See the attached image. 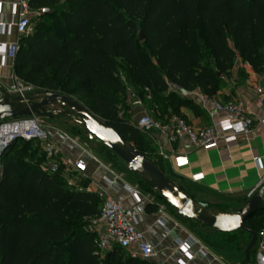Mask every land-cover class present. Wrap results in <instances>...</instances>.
I'll return each mask as SVG.
<instances>
[{
  "label": "trees",
  "instance_id": "16d2710c",
  "mask_svg": "<svg viewBox=\"0 0 264 264\" xmlns=\"http://www.w3.org/2000/svg\"><path fill=\"white\" fill-rule=\"evenodd\" d=\"M29 8L36 15L30 32L18 39L17 77L87 101L85 106L168 178L162 157L142 149L149 147L145 135L131 123L129 109L118 115L111 94L125 102L128 84L140 90L153 119L164 122L177 115L189 126L179 110L189 103L170 86L212 98L238 56L263 71L264 0H29ZM43 9L51 12L43 14ZM191 107L210 124L205 111ZM19 142L0 155V264H154L118 246L98 253L89 229L100 213L97 195L68 187L62 164L52 173L42 170L40 145L33 149V142ZM138 188L154 197L147 210L170 207L139 179ZM207 208L227 212L220 205ZM245 224L258 235L264 208ZM254 254L255 248L252 264Z\"/></svg>",
  "mask_w": 264,
  "mask_h": 264
},
{
  "label": "crops",
  "instance_id": "0c3cea01",
  "mask_svg": "<svg viewBox=\"0 0 264 264\" xmlns=\"http://www.w3.org/2000/svg\"><path fill=\"white\" fill-rule=\"evenodd\" d=\"M12 1L0 0V23L2 24L0 43H11L17 40L15 32L9 28L12 21ZM14 63L15 58L0 59V88L8 86L11 77L16 75ZM224 81V87L218 90L214 97L222 102H241L254 123L248 138L239 137L237 145L229 150L230 157L220 156L215 149L195 148L187 139L169 145L158 132H153L151 137L147 135L145 137L150 149L167 156L162 157L166 171L180 180L182 185L178 183L179 185L196 192L201 191L204 201L202 203L206 206L213 209L220 205L227 207L225 211L230 212L239 208L264 182V123H262L264 107L255 92L256 87H261L264 93V73L255 71L251 65L243 62L238 56L229 74L224 77ZM169 90H174L180 98L189 103V105H181L179 110L186 117L190 127L198 128L207 125L201 116L195 115L191 107V104H194L205 111L201 105L200 96L202 94L199 90H182L173 86H170ZM125 102L130 103V105L127 104L130 106L131 120L150 110L146 104L130 101V95ZM207 115L211 123L212 118L208 113ZM45 129L60 143L64 160L81 158L86 163L85 176L81 179L83 185L79 186L80 188L83 187L89 192H94L96 187L107 188L123 206L134 212L137 228L155 248L154 264L159 262L179 264V260L187 264H209L210 260L202 254L203 251L212 256L210 264H236L234 260L232 262L222 257L216 246H208L197 239L192 231L198 227L191 228L171 207H167L166 212L164 210L160 212V207L157 211L147 210V204L154 199L151 194L136 188L139 197L135 198L129 188L134 186L124 177L114 171L112 174L105 166L96 163L89 152L52 124ZM218 146H223L221 138L218 139ZM178 155L187 157V165L180 167L174 165L173 157ZM255 157L258 159L255 160ZM193 174H202L203 178L192 181L190 176ZM109 178L114 180L112 187H109ZM185 191L187 192L186 189ZM147 194H149L148 197L145 196ZM201 231L205 234H222L207 232L204 229ZM180 240L190 244L187 251L179 246ZM253 261L254 264H263L257 259L256 252Z\"/></svg>",
  "mask_w": 264,
  "mask_h": 264
},
{
  "label": "built area",
  "instance_id": "2783aa9c",
  "mask_svg": "<svg viewBox=\"0 0 264 264\" xmlns=\"http://www.w3.org/2000/svg\"><path fill=\"white\" fill-rule=\"evenodd\" d=\"M11 7L12 21L9 24V28L13 29L17 40L11 43H0V59L2 60L15 58L19 50L18 39L30 32L31 18L36 15V12L29 8V0H13ZM0 26H2L1 23ZM36 90L41 89L30 84H24L17 75H13L10 84L0 88V98L6 93L11 96H20L24 99L32 95ZM255 92L264 107L263 89L256 87ZM200 101L203 109L212 118L210 124L202 127H190L183 118L177 115H171L166 121L162 122L153 119L146 112L142 113L138 118L132 119L131 123L142 134L149 137L152 136L153 132H158L169 145L187 139L195 148L215 149L220 156L230 157L229 150L237 145L239 137L248 138L254 125L253 119L247 115L244 106L239 101L222 102L217 97L206 98L203 95L200 96ZM262 123H264V119ZM2 129H6L7 132L1 134ZM220 138L223 142L222 147L218 146V139ZM13 140L14 142L22 140L38 143L44 154V161L40 164V168L52 173L62 164L64 171L71 169L76 175V180H67V186L80 188L77 182H81V179L85 176L86 163L81 158L64 160L60 143L49 135L39 117L31 115L0 121V155L11 145ZM159 155L163 158L167 157L162 152ZM92 159L99 165L105 166L113 174V171L98 159L93 156ZM257 159L258 157H255V160ZM173 163L176 167L184 166L187 165L188 159L185 155L174 156ZM202 178V174L190 176L192 181H198ZM113 182V179H108L109 187H112ZM129 188L135 198L138 199V190L134 187ZM94 193L100 200V213L92 221L95 233L94 241L98 253L104 254L113 246H118L124 249L129 256L138 257L153 263L156 255L155 248L147 240L143 232L137 228L134 212L130 208L123 206L107 188L96 187ZM160 212H163V206H160ZM178 243L184 251L189 249V243L182 240ZM255 249L257 259L264 264V229L257 235ZM202 254L211 262L212 256H209L205 251ZM178 262L179 264H187L180 260ZM157 264L168 263L159 262Z\"/></svg>",
  "mask_w": 264,
  "mask_h": 264
},
{
  "label": "water",
  "instance_id": "95a60500",
  "mask_svg": "<svg viewBox=\"0 0 264 264\" xmlns=\"http://www.w3.org/2000/svg\"><path fill=\"white\" fill-rule=\"evenodd\" d=\"M50 12L49 9L42 11L43 14ZM139 40H143L142 32L139 33ZM31 115L39 118L56 116L77 118L88 138H95L103 144L126 165L130 173L134 174L152 191L158 193L180 217L192 220L202 229L211 233H234L237 231L247 233L249 241L243 250V261L245 264H252L250 253L255 248L257 233L247 227L245 221L264 208V182L236 210L217 212L207 208L205 204L193 200L174 181L139 153L111 125L75 97L49 90H36L24 99L6 93L0 98V121Z\"/></svg>",
  "mask_w": 264,
  "mask_h": 264
},
{
  "label": "rangeland",
  "instance_id": "374dc122",
  "mask_svg": "<svg viewBox=\"0 0 264 264\" xmlns=\"http://www.w3.org/2000/svg\"><path fill=\"white\" fill-rule=\"evenodd\" d=\"M21 81L24 84H30L24 80L21 79ZM31 85V84H30ZM127 88V97L130 95V101H138L143 103L142 97L140 95V90L135 89L134 87H129L128 84H125ZM98 92L104 93V94H110V92L106 91L105 89H96ZM113 95L117 100V109H118V115H123L127 109H130V103L124 102L119 98V96ZM78 99L84 104L88 105V102L78 97ZM129 103V105L127 104ZM149 115L154 114V110L150 108L149 111L146 112ZM41 123L48 127L52 124V126L58 128L60 131H62L66 136H68L70 139L74 140L81 148H83L85 151L89 152L93 157L98 159L101 163L109 167L112 171H114L116 174L124 177L132 186L135 188H138V178L130 173L127 170L126 165L119 160L114 154H112L103 144H101L97 139L95 138H88L87 135L84 132L83 126L78 122L77 118L72 119L66 116H56V117H50V118H40ZM19 142V140H18ZM36 143H32L33 149L36 147ZM18 148L24 147V143L19 142L17 145ZM149 147L142 146L143 150H148ZM40 152V151H39ZM21 154V153H20ZM64 175L66 179L76 180L75 172H73L71 169H67L64 171ZM172 180L175 182L180 183V180L174 176L169 175ZM77 185L82 186L83 182H77ZM182 185V184H181ZM187 192L195 198L194 200L198 203H204L202 200L201 195L203 194L201 191H194L191 188L184 187ZM149 194L145 195L148 197ZM163 210L166 212V208L164 205ZM227 208V207H226ZM188 223V222H187ZM188 225L191 226V228H194L195 226L191 223H188ZM89 229H93L92 226H90ZM194 236L205 243L206 245H213L216 246L218 249V252L221 254L222 257L229 259V261L234 260L236 264H243V250L246 246V244L249 241V236L245 233L238 232L234 234H205V232H202L200 228H195L194 231H192ZM256 252V249H255ZM127 254V253H125Z\"/></svg>",
  "mask_w": 264,
  "mask_h": 264
},
{
  "label": "bare ground",
  "instance_id": "6f19581e",
  "mask_svg": "<svg viewBox=\"0 0 264 264\" xmlns=\"http://www.w3.org/2000/svg\"><path fill=\"white\" fill-rule=\"evenodd\" d=\"M6 132H7L6 129H2V130H1V134H5Z\"/></svg>",
  "mask_w": 264,
  "mask_h": 264
},
{
  "label": "snow or ice",
  "instance_id": "6c2138e0",
  "mask_svg": "<svg viewBox=\"0 0 264 264\" xmlns=\"http://www.w3.org/2000/svg\"><path fill=\"white\" fill-rule=\"evenodd\" d=\"M239 218L237 217V220H238Z\"/></svg>",
  "mask_w": 264,
  "mask_h": 264
}]
</instances>
